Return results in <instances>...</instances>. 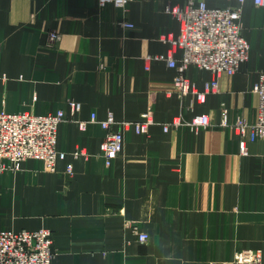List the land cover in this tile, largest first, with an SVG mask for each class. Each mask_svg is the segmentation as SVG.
Returning a JSON list of instances; mask_svg holds the SVG:
<instances>
[{
	"label": "crops",
	"instance_id": "obj_1",
	"mask_svg": "<svg viewBox=\"0 0 264 264\" xmlns=\"http://www.w3.org/2000/svg\"><path fill=\"white\" fill-rule=\"evenodd\" d=\"M188 1L133 0L121 9L98 0H0V113L63 111L68 120L58 126L57 151L65 158L56 172L31 158L0 173V232L51 230L52 264H231L244 249L261 250L264 262V139L247 141L243 155L240 135L223 125L224 109L231 124L256 120L264 6L243 2L249 59L198 101L173 89L177 73L166 60H147L168 51L161 37L180 34L167 7ZM50 31L61 35L54 47L47 46ZM181 57L177 49L174 58ZM186 76L199 92L214 78L194 65ZM70 100L81 104L75 120L113 113L133 122L151 110L155 123L147 134L124 131L122 151L107 166L106 130L69 121ZM201 114L211 125L164 131L166 123ZM77 150L85 154L75 156ZM130 223L149 235L147 243Z\"/></svg>",
	"mask_w": 264,
	"mask_h": 264
},
{
	"label": "built area",
	"instance_id": "obj_2",
	"mask_svg": "<svg viewBox=\"0 0 264 264\" xmlns=\"http://www.w3.org/2000/svg\"><path fill=\"white\" fill-rule=\"evenodd\" d=\"M133 0H98L101 7L113 4L125 9ZM237 7L211 8L206 2L189 0L185 6H168L166 12L175 17L180 23L178 37L163 36L161 40L170 47L166 53L147 56L166 60L170 68L176 70L173 89L179 96L189 93L195 95L198 101H204L207 93L216 91L219 78L223 74L233 75L240 66L247 62L250 54V45L242 34L241 16L242 4ZM258 6H264V0H254ZM127 28L134 25L123 23ZM61 40L57 31L48 34L47 46L54 47ZM177 49L182 50L180 60L174 58ZM190 65L202 70H209L214 75L212 81L206 83L205 91L199 92L186 76ZM258 97L257 117L254 122L245 118L237 119L233 124L228 122V111L224 109L223 125L230 126L242 140L243 155L248 154L247 141L264 139V72L260 74L258 83L253 88ZM69 105L72 117L69 121L75 122L79 128L85 129L89 122L99 123L105 130L106 136L101 144V150L107 166L121 153L123 148L124 131L134 128L138 134H147L151 125L155 123L151 110L141 115L139 121H117L113 113H109L105 120H98L93 113L90 121L75 120L74 115L81 110V104L70 100ZM68 121L63 111L56 114L36 115L29 112L0 113V173L7 170H18L27 159H41L45 162V169L56 172L59 160L65 158V153L57 151L58 126ZM118 125L119 129L114 126ZM187 125L192 129L208 127L211 117L208 114L197 115L191 121L181 118L164 124L167 132L171 126ZM84 151L77 150L74 155L80 156ZM73 167L67 168L72 173ZM129 227L137 235L140 243H147L149 235L141 232L138 225L130 223ZM55 252L53 249V233L49 229L37 231H2L0 232V264H52ZM231 264H264L263 252L255 249L239 250L235 253Z\"/></svg>",
	"mask_w": 264,
	"mask_h": 264
}]
</instances>
